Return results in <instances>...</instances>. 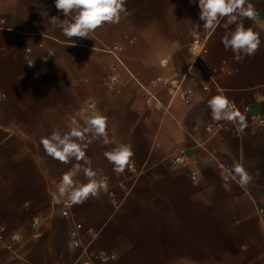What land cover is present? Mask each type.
<instances>
[{
  "label": "crops",
  "instance_id": "crops-1",
  "mask_svg": "<svg viewBox=\"0 0 264 264\" xmlns=\"http://www.w3.org/2000/svg\"><path fill=\"white\" fill-rule=\"evenodd\" d=\"M249 2L264 26V0ZM44 7L64 18L54 0H0V264H83L69 236L75 222L82 246L115 256L107 264H264V31L259 51L236 62L221 43L235 25L225 18L206 32L198 0H126L118 24L73 41L39 14ZM194 38L206 42L197 57ZM158 77L183 78L191 102ZM148 91L160 105L147 104ZM217 94L246 117L242 134L212 121L207 101ZM82 108L107 116L109 133L132 145L135 168L117 176L103 155L111 146L91 140L87 155L108 191L64 216L53 193L71 165L40 140L66 131ZM177 147L185 166L173 164ZM237 161L254 177L246 190L221 178Z\"/></svg>",
  "mask_w": 264,
  "mask_h": 264
},
{
  "label": "clouds",
  "instance_id": "clouds-1",
  "mask_svg": "<svg viewBox=\"0 0 264 264\" xmlns=\"http://www.w3.org/2000/svg\"><path fill=\"white\" fill-rule=\"evenodd\" d=\"M54 4L63 19L59 15L50 16L46 7L38 9L39 14L46 18L51 27L60 29L69 41H73L72 38L89 39L91 33L106 24H118L121 14L126 12V0H54ZM198 6L199 20L203 21L202 27L206 32L214 33L225 18L235 25L233 30L224 33L221 43L225 50L233 53L236 62H243L259 51L262 44L260 31H264V26L256 22V10L249 0H198ZM244 20L253 21L260 30L253 26L246 27ZM207 106L212 121L230 122L237 126L238 134L247 128L246 117L236 109L228 96L213 95L208 99ZM66 129L57 127L40 140L48 156L71 165L60 177L53 199L56 203L67 201L72 205L82 204L89 198L99 199L102 192L108 191V183L94 170L93 162L87 155L88 144L95 140L103 146H111L103 155L113 165L112 170L117 176L131 166L134 156L132 145L121 142L109 133L107 116L99 112L89 114L83 108L79 118H68ZM81 176L83 180L79 179ZM221 178L225 183L235 182L244 190L254 179L238 161L230 168L224 167Z\"/></svg>",
  "mask_w": 264,
  "mask_h": 264
},
{
  "label": "built area",
  "instance_id": "built-area-1",
  "mask_svg": "<svg viewBox=\"0 0 264 264\" xmlns=\"http://www.w3.org/2000/svg\"><path fill=\"white\" fill-rule=\"evenodd\" d=\"M121 49V46L116 44L114 46V50H115V56L116 59L119 63H122L121 57L119 56V50ZM206 49V42L201 40L200 38H194L191 41V47L190 50L192 52L193 55H195L196 57L199 56L204 50ZM52 54L48 53L45 56V59H48ZM30 63L32 64V62L30 61ZM115 69V68H113ZM117 79L116 74H111L110 75V82H115ZM156 82H162L164 84H167L171 90V93L175 96H177L182 102L184 103H190L193 97V90L192 89H185L182 86L183 83V78H172V79H165L162 77H158L156 79ZM208 86H204V89H207ZM146 102L147 104H151V105H160V101L158 100V98L151 92L148 91V94L146 96ZM236 109H237V105L235 104ZM248 109V108H246ZM256 120L257 123L261 126H264V116L261 115H257L256 116ZM173 164L175 166H185L189 159H188V154H187V150L183 147H177L174 151H173ZM131 169H134L135 166L133 163H131V166L129 167ZM192 179L193 180H197L198 176L196 173H193L192 175ZM106 179V178H105ZM74 205H72L71 203L67 202V201H62V214L64 216H69L72 210V207ZM40 220L38 217L34 218L33 220V225L37 226L39 224ZM82 228V224L80 222H75L73 224V227L70 229L69 231V236H70V240H71V245L73 247H83V259L82 262L83 264H95L94 260L95 259H100V262L98 264H107V260L108 259H113L115 256L113 254H99L97 252H95L94 250L90 249L88 246H82L81 240H80V231ZM38 235V234H37Z\"/></svg>",
  "mask_w": 264,
  "mask_h": 264
}]
</instances>
